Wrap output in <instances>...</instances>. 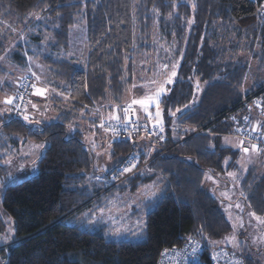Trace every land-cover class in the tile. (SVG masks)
<instances>
[{
    "label": "trees",
    "instance_id": "1",
    "mask_svg": "<svg viewBox=\"0 0 264 264\" xmlns=\"http://www.w3.org/2000/svg\"><path fill=\"white\" fill-rule=\"evenodd\" d=\"M261 15L264 16V0H0V22L15 26L37 23L39 27L47 23L54 27L52 32L57 43L52 50L56 52L71 49L73 27L78 20L85 22L89 44L87 69L81 70L68 60L42 58L53 79L71 91V101L80 107L123 100L128 91L126 76L132 78L133 74L130 66L133 55L147 46L146 43L137 44L136 24L144 26L141 37L147 41L152 38L151 28L155 26L152 21L156 17L161 23L176 21L167 23L166 29L178 28L181 20L194 19L191 40L196 42L206 22H229L239 33L253 37L249 50L263 63L264 17ZM31 16L35 17L34 21H29ZM147 20L148 23L151 20L150 25ZM161 29V35L170 40L171 30L165 35L164 26ZM6 39H2L0 32V57L7 51ZM28 41L37 44L41 39L32 37ZM18 48L24 49L22 44ZM197 48L195 43L194 53ZM15 58L23 60L19 52ZM245 70L240 68L229 73L228 83L211 84L201 95L200 103L180 116L181 127L200 131L188 136L185 132L187 137L183 142L175 139L171 113L189 104L194 89L182 82H177L164 97L166 104L159 99L165 119L164 137L160 139L140 131L134 136L111 139L115 155L122 158L114 171L105 176L111 179L112 174L122 170L132 157L136 164L121 175L122 185L104 195L124 188L127 183L134 190L138 185L161 181L160 196L146 205L149 213L144 238L140 241L107 239L100 233L72 224L79 213L99 198L93 199L101 191L96 184L93 188L90 186L97 175H91L93 156L83 136L79 133L69 136L72 113L35 128L26 122L27 108L18 113L10 103L12 116L0 113V135L7 142H3L2 148L15 146L20 139L45 145L34 175L8 185L3 196L2 207L15 220L17 238L16 243L0 251L6 264H159L165 250L184 247L188 238H196L202 244L200 264H212L211 252L220 248L212 247V240L230 234L232 225L220 210L218 200L205 190L206 175L210 172L217 176L236 168L240 152L223 146L222 135H235L236 122L233 120H237L230 117L244 106L240 87ZM259 87L254 92L262 91L257 97H264V84ZM257 136V140H264L263 134ZM142 141L158 150L149 157L146 148L139 147ZM244 143L255 147L264 157L263 146L249 141ZM152 158L149 166L136 171ZM5 169L0 165V178L7 174ZM257 173L254 167L249 170L242 181V189L247 206L257 216L264 217V174ZM4 229L0 214V233ZM225 249L238 255L244 264H264Z\"/></svg>",
    "mask_w": 264,
    "mask_h": 264
},
{
    "label": "rangeland",
    "instance_id": "2",
    "mask_svg": "<svg viewBox=\"0 0 264 264\" xmlns=\"http://www.w3.org/2000/svg\"><path fill=\"white\" fill-rule=\"evenodd\" d=\"M34 20L35 17L33 16L29 18V21ZM158 20V17H156L152 21L155 26L152 27L153 29L151 28L153 35L149 39L150 41H145L146 39L141 37L144 36V26L136 24L135 37L137 44L146 43L148 47L144 46L140 53L133 55L130 62L133 74L131 75L132 78H130V75L126 76L125 82H127L128 91L123 100L111 103H115L114 109H119L120 116H122L123 109L127 107L126 111L128 110L129 116H126V118L136 119L135 121L139 124H145L147 130H151L153 133L160 132L163 135L165 119L164 112L159 106V99L163 100V105L166 104L167 100L164 97L171 93L174 86L178 84L177 82L185 83L188 88L192 86L194 94L189 104L171 113V127L175 130L176 141L181 143L188 135H195L200 131L193 130L191 127L188 128V126L181 127L182 120H180V116L194 109L200 103L201 95L211 84L228 83L230 82V80L227 82L229 73L236 72L240 68L246 69L240 87V94L243 96L242 105L244 106L241 107L242 109L239 112L230 117L234 119V116L237 120H233L236 122L235 131H233L235 135H222L223 146H229V148L240 152L236 161V168L230 172L218 173L217 176L207 172L205 190L218 200L220 210L232 225L231 233L218 240H212L211 246L229 248L236 253L252 258L256 262L264 263V217L257 216L247 206L242 189V181L252 167L257 170L258 175L264 174V157L255 147H252L249 143H244L245 141L254 142V139L258 137L257 135L260 137L262 134L264 135V97H257L262 91L254 92L260 85L264 84V62H260V59L255 56L256 54L251 53L249 50V47L253 44V37H248L247 33H239V30L229 22L221 20L206 22L203 33L200 34L198 39L196 37L197 40L194 42L191 40L194 19L181 20L177 24L178 28L174 29L166 28L167 23L176 22L175 20H164L163 23ZM0 23H3V21ZM150 24L151 20H149V23L147 20V25ZM163 26L165 35H169L171 30L170 40L163 34L161 35ZM0 28L2 39L7 38L4 45L7 51L0 57L1 114L11 115L12 110L10 108L12 106H10V103L13 105L14 92L16 93L18 86L23 82L31 79L34 83V88L32 87L34 90L30 97L38 87L41 78L45 79L46 85L50 81L54 83L52 73L47 67L48 65L42 61V58L51 56L68 60L81 70L87 69L86 58H88L89 44L86 24L82 20H78L73 27L70 35L71 49L65 52L52 50L57 43L56 36L52 32L55 28L48 26L47 23L39 27L37 23L31 26L29 24L15 26L4 22ZM32 37H40L41 41L37 44L36 42L30 43L28 40ZM139 39L144 41H139ZM195 43H197L198 48L194 53ZM19 44L24 47L23 51L19 50ZM18 52L20 56H23L24 61L16 60L15 55ZM39 54L41 55L39 56ZM126 64H129V61ZM182 66L184 67L183 75L181 74ZM129 78L131 81H129ZM59 86L63 87V91H58L56 94L63 97V93H65L68 98L72 99L71 91L67 90L64 85L59 84ZM43 99H46V101L41 111L54 114L55 111L52 110V107L49 109L51 97L47 94ZM30 103L31 99L26 113L30 112ZM42 105L40 104L38 107H42ZM31 109L30 113L35 116L36 112L40 111L37 106L31 107ZM132 111H134V114ZM30 113H28V118L31 115ZM26 121L32 124L30 120L27 119ZM101 123H112V126H117L120 123L128 124V121L122 119L109 122L103 119L97 130L89 122L75 119L68 127L70 137L74 136L75 133L83 136V141L93 156L94 170L91 175H97V178L91 181L90 186L93 188L96 184L101 188L100 193L95 195L93 199L99 198L90 207L79 213L72 224L82 230L100 233L107 239L129 238L133 241H140L144 238L146 231V217L149 211L146 205L152 199L160 196V188L158 185L149 184L147 186L138 185L133 190L128 186L130 183H127L124 188L104 195L116 186L122 185L123 180L114 183L105 176L114 171L120 164L122 157L116 156L111 147V139L116 135H113L112 131H107ZM238 130L240 131L238 132ZM185 132H187V136H185ZM247 137L249 140L246 139ZM1 138H3V135H1ZM3 142L6 143V141L0 139V157L5 155L8 159L11 157V153L12 156L14 155L15 149H11L9 146L5 149L2 148ZM30 142L32 143H30V153L28 155L31 158L32 156L35 157V159H31L29 163H14V161L11 162L12 158L9 159L10 164L0 162L1 166L6 167L7 173L0 178V214L5 224V229L0 233V251H5L8 246L17 242L15 220L2 207L6 188L10 184L21 182L34 175L35 169L33 171L28 166L33 164L32 161L38 162L37 159L42 153L41 149L45 145L42 142L32 140ZM257 142H260L264 147V140L260 138ZM32 145L39 146V151L37 149L33 150ZM139 147L140 149L146 148L148 155L158 150L145 141L140 142ZM28 150L29 148L25 152H28ZM25 165L27 167H24ZM144 168H138L136 171ZM126 186L128 187L126 188ZM134 211H137V214ZM2 259L4 257L0 255V261ZM4 264H6V261Z\"/></svg>",
    "mask_w": 264,
    "mask_h": 264
},
{
    "label": "crops",
    "instance_id": "3",
    "mask_svg": "<svg viewBox=\"0 0 264 264\" xmlns=\"http://www.w3.org/2000/svg\"><path fill=\"white\" fill-rule=\"evenodd\" d=\"M52 80L54 81V83L50 81L48 83V85H46L45 79L43 80V78H41V81L39 82L38 87H36L35 92L33 93L32 97H31L30 112L32 110L31 107L37 106V109L40 110V111L36 112V116L32 115L30 112H28L31 115L29 116V118L28 117L27 118H28V120H30V122H32V125H34L35 128H38V125L42 124V123H50V122L57 121L61 116H63L64 114H67V113H72L71 114V116H73L72 122L75 119H77V120L79 119L81 121H85L86 123L89 122L90 125L95 126L96 129L98 128L100 122L103 121V119H106L109 122L110 121L111 122L116 121V120L118 121V120H122V119H123V121H126L128 119V118H126V116H128L127 115L128 110L126 111L127 107L123 109L122 116H120L119 109L118 110L114 109L115 103H113V104L112 103H95L93 106L91 105L88 107L77 106V104H74L71 101V99L67 97V95L65 93H63L64 94L63 97H60L59 95L56 94L58 91H63V87L59 86L60 83L56 82L53 78H52ZM48 86H50V87H48ZM47 94H48V96L51 97V99H50L51 102L49 103V109H51L50 107H52V110L55 111L54 114L53 113L47 114L48 112L44 113L41 111L42 108H44L45 101H46V99L44 100L43 97H46ZM40 104H43L42 107H38V105H40ZM131 110H133V109H131ZM132 112L134 114V111H132ZM0 139L3 140L5 138H1V135H0ZM112 139H114V138H112ZM13 140H15V139H13ZM30 141L31 140L20 139V140H18L17 143H15V146L8 145L9 148L15 149V153L13 156L11 153V157H9L8 159L5 157V155L3 157H0V162H3V163L5 162V163H9V164L13 161H14V163H17V162L18 163H20V162L29 163L31 161V159H35V157L32 156V158H31V156L28 155L30 153L29 152L30 151V143H32ZM9 144H11V143H9ZM31 147L33 148V150L37 149V151H39V146L32 145ZM226 147H229V146H226ZM27 148H29V150H28V152H25ZM41 150H42L41 151L42 152L41 155H42L43 154V148ZM153 154H154V152H151L149 157L152 156ZM40 157L37 159L38 161H39ZM10 158H12L11 162H9ZM31 163H33V164H29L28 167L34 171L38 162L32 161ZM17 165H19V164H17ZM8 166H10V165H8ZM3 167L6 168L5 166H3ZM24 167H27V166L25 165ZM99 177H101V176H99ZM160 182L154 181L152 184H154L156 186L158 185L159 188L161 189L162 186H161ZM134 213H136V212L134 211ZM5 261H6L5 258L2 259V261H0V264H4Z\"/></svg>",
    "mask_w": 264,
    "mask_h": 264
},
{
    "label": "built area",
    "instance_id": "4",
    "mask_svg": "<svg viewBox=\"0 0 264 264\" xmlns=\"http://www.w3.org/2000/svg\"><path fill=\"white\" fill-rule=\"evenodd\" d=\"M29 80L23 82L19 86L17 91L18 93L15 95V98L12 101L15 111H17L18 113H21L27 108L29 100L31 99L30 96L34 90L32 89V87L34 88V83L31 79ZM129 118L130 117H128V119L126 120L128 121V124L120 123V125L112 126V123H107L102 125L106 128L107 131H112V134L116 135L114 138H118L119 136H134L140 131L147 132L149 136L158 137L160 139L164 137L162 133H153L151 132V130H147L146 126H140L135 120H131V118ZM246 139L249 140L248 137ZM253 143L260 144V142H257L256 139H254ZM165 152L166 151L162 152L161 154ZM153 160L154 158L143 162L138 168L141 169L149 166V164ZM135 161V158H130L122 170H120L119 172H114L112 174L110 181L114 183L121 182V175H125V173L129 171V168L132 165L136 164ZM202 249L203 247L200 241H198L196 238H188V241L186 242L184 247L165 250L162 253L159 264H200ZM210 257L212 264H244L243 260L238 255L228 251L225 248L213 249Z\"/></svg>",
    "mask_w": 264,
    "mask_h": 264
}]
</instances>
